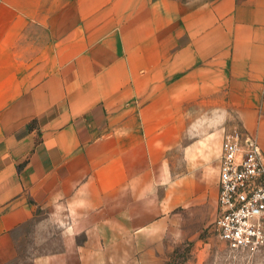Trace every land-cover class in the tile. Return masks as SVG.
<instances>
[{
    "label": "crops",
    "instance_id": "0c3cea01",
    "mask_svg": "<svg viewBox=\"0 0 264 264\" xmlns=\"http://www.w3.org/2000/svg\"><path fill=\"white\" fill-rule=\"evenodd\" d=\"M207 108L264 155V0H0V264L45 207V264H86L76 237L135 219Z\"/></svg>",
    "mask_w": 264,
    "mask_h": 264
},
{
    "label": "rangeland",
    "instance_id": "374dc122",
    "mask_svg": "<svg viewBox=\"0 0 264 264\" xmlns=\"http://www.w3.org/2000/svg\"><path fill=\"white\" fill-rule=\"evenodd\" d=\"M204 114L203 123L188 125L190 136L181 141L188 148L174 147L159 164L157 189L131 206L135 219L100 220L103 235L76 237L79 244L89 240L77 253L87 258L86 264H264V245L251 253L234 251L217 234L220 146L224 134L238 126L212 122L213 108ZM63 211L36 209L18 237L12 264H45L63 252ZM122 228L132 234H120Z\"/></svg>",
    "mask_w": 264,
    "mask_h": 264
},
{
    "label": "built area",
    "instance_id": "2783aa9c",
    "mask_svg": "<svg viewBox=\"0 0 264 264\" xmlns=\"http://www.w3.org/2000/svg\"><path fill=\"white\" fill-rule=\"evenodd\" d=\"M214 220L228 249L254 252L264 245V155L239 127L220 146Z\"/></svg>",
    "mask_w": 264,
    "mask_h": 264
}]
</instances>
